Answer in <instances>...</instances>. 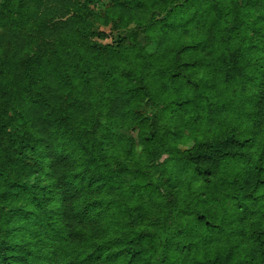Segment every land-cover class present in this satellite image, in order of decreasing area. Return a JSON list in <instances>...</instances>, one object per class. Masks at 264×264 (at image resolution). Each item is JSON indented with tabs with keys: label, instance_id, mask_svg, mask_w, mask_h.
Here are the masks:
<instances>
[{
	"label": "trees",
	"instance_id": "1",
	"mask_svg": "<svg viewBox=\"0 0 264 264\" xmlns=\"http://www.w3.org/2000/svg\"><path fill=\"white\" fill-rule=\"evenodd\" d=\"M109 1L0 4V264H264V0Z\"/></svg>",
	"mask_w": 264,
	"mask_h": 264
},
{
	"label": "rangeland",
	"instance_id": "2",
	"mask_svg": "<svg viewBox=\"0 0 264 264\" xmlns=\"http://www.w3.org/2000/svg\"><path fill=\"white\" fill-rule=\"evenodd\" d=\"M5 0H0V4L4 3ZM109 0H101V2L99 4H97L95 7H93L95 13L100 14L101 16L104 15V10H105V6L109 3ZM95 31L99 32V33H103L107 35V38L104 39L103 41H100L103 44H112L114 42V40H119L118 38H121L123 40H128L124 34V32L121 31H116L115 29H113L112 27H108L105 28L103 26H101L100 24L95 25L94 27ZM5 29L3 28V26H0V33L1 34H5ZM25 34L27 36H30L31 38H37L39 40V45L37 48V53L41 56L46 52V42L44 39L40 38V36L38 35V29L36 28H31L26 30ZM139 41L140 43L145 47V49L147 50V52H149L150 54L155 52V45L151 42H149L147 40V38H145L143 35L139 34L138 35ZM42 47V49H41ZM11 56V48L10 47H5L4 50L2 51V54L0 56V71L4 69V65L6 64V62L9 60ZM30 61L26 58L24 60V63L27 65ZM0 99L2 102L1 108L4 109L5 112L11 111L12 107H11V102L8 100V96L5 94L3 95V92H0ZM126 134L131 136L132 138H135V136L130 132V131H126ZM139 151V149H138ZM166 157H164L160 163H164L165 162Z\"/></svg>",
	"mask_w": 264,
	"mask_h": 264
}]
</instances>
